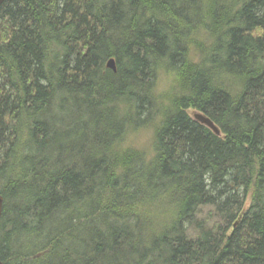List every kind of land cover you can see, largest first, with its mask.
Segmentation results:
<instances>
[{
	"label": "trees",
	"instance_id": "1",
	"mask_svg": "<svg viewBox=\"0 0 264 264\" xmlns=\"http://www.w3.org/2000/svg\"><path fill=\"white\" fill-rule=\"evenodd\" d=\"M0 194L4 264H264V0H4Z\"/></svg>",
	"mask_w": 264,
	"mask_h": 264
},
{
	"label": "water",
	"instance_id": "2",
	"mask_svg": "<svg viewBox=\"0 0 264 264\" xmlns=\"http://www.w3.org/2000/svg\"><path fill=\"white\" fill-rule=\"evenodd\" d=\"M3 1L4 0H0V6L2 5ZM106 67L110 68L113 71H116V65H115L114 58L111 57L106 61ZM193 117L195 120L199 121L200 123L206 125L211 130H213L215 132V134L220 133L218 127L212 122V120L210 118L206 117L205 115H203L202 113L194 112ZM2 207H3V197L0 194V218H1V214H2ZM0 264H4L1 259H0Z\"/></svg>",
	"mask_w": 264,
	"mask_h": 264
},
{
	"label": "bare ground",
	"instance_id": "3",
	"mask_svg": "<svg viewBox=\"0 0 264 264\" xmlns=\"http://www.w3.org/2000/svg\"><path fill=\"white\" fill-rule=\"evenodd\" d=\"M105 67V66H104ZM103 67V68H104ZM220 131V130H219ZM254 209V208H253ZM236 218V217H235ZM154 223V222H153ZM158 226V225H157ZM149 227V226H148ZM163 227V226H162ZM233 228V227H232ZM148 229V228H147ZM226 229V228H225ZM153 231V230H152ZM144 241V240H143ZM144 244V243H143ZM146 246V245H145ZM149 246V245H148ZM134 258V257H133ZM138 259V258H137ZM128 260V259H127ZM133 263V262H132Z\"/></svg>",
	"mask_w": 264,
	"mask_h": 264
},
{
	"label": "rangeland",
	"instance_id": "4",
	"mask_svg": "<svg viewBox=\"0 0 264 264\" xmlns=\"http://www.w3.org/2000/svg\"><path fill=\"white\" fill-rule=\"evenodd\" d=\"M189 112L192 114L193 111L190 110Z\"/></svg>",
	"mask_w": 264,
	"mask_h": 264
}]
</instances>
